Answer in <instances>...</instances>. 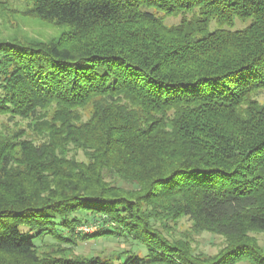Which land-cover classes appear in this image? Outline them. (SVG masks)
I'll return each mask as SVG.
<instances>
[{"label": "trees", "instance_id": "trees-1", "mask_svg": "<svg viewBox=\"0 0 264 264\" xmlns=\"http://www.w3.org/2000/svg\"><path fill=\"white\" fill-rule=\"evenodd\" d=\"M6 1L63 30L0 39V264H116L35 243L95 219L144 246L118 264H264V0ZM183 217L225 247L169 241Z\"/></svg>", "mask_w": 264, "mask_h": 264}, {"label": "rangeland", "instance_id": "rangeland-1", "mask_svg": "<svg viewBox=\"0 0 264 264\" xmlns=\"http://www.w3.org/2000/svg\"><path fill=\"white\" fill-rule=\"evenodd\" d=\"M6 0H0V39H18L23 40H41L49 41L57 39L63 30L53 24H47L35 20L29 16L22 15L27 10V6L23 2L11 1L6 4ZM178 19L170 18L167 20L168 24H175ZM245 24L236 22L235 28H242ZM256 100L260 104H264V90L259 91L256 95ZM51 114V111H49ZM22 128L26 127V123L18 121V125ZM16 126V128H17ZM15 127L12 122L8 121L6 117L0 116V132H7L14 130ZM29 133V131H27ZM73 153V152H72ZM75 158L79 161H83L84 157L82 152H76ZM118 185L128 187L127 185L116 182ZM102 226H107L104 222L99 219L90 220L86 225H80L76 227L74 231V244L62 243L60 246H55L56 240L45 237L43 241H35L37 246H41V251L55 252L59 251L65 257H91L101 256L113 260L116 264L121 263L127 254L117 258V255L122 254L125 251H131L139 255H145L146 250L144 246L134 241L130 237H118V236H101L91 240H80L79 235L91 236L98 232ZM167 228L161 229L163 235L171 242L185 241L189 244L194 252V255H202V257L215 256L217 253L225 247L226 243L220 236L195 232L192 229V223L186 218H180L176 221L167 222ZM64 237L67 236L66 230L60 228ZM260 246L264 248V235L255 234L253 235ZM247 264V263H240Z\"/></svg>", "mask_w": 264, "mask_h": 264}]
</instances>
